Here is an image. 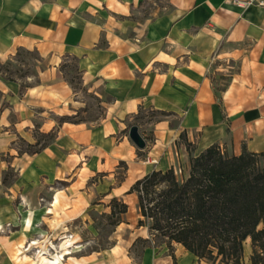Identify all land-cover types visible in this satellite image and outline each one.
I'll list each match as a JSON object with an SVG mask.
<instances>
[{"label":"crops","instance_id":"crops-1","mask_svg":"<svg viewBox=\"0 0 264 264\" xmlns=\"http://www.w3.org/2000/svg\"><path fill=\"white\" fill-rule=\"evenodd\" d=\"M20 50L35 54L37 74L24 89L0 74L8 96L0 108V225H12L0 236L5 264H30V236L74 233L96 206L110 213L113 198L128 205L113 245L49 264H218L180 244L171 251L148 244L137 260L133 247L150 238L151 222L131 188L155 169L190 170L188 143L196 154L212 145L228 155L264 151V7L0 0V64ZM85 93L99 99L103 114L62 120L86 113ZM133 125L144 148L130 137ZM40 135L52 139L42 144ZM9 170L15 175L7 182Z\"/></svg>","mask_w":264,"mask_h":264},{"label":"trees","instance_id":"trees-1","mask_svg":"<svg viewBox=\"0 0 264 264\" xmlns=\"http://www.w3.org/2000/svg\"><path fill=\"white\" fill-rule=\"evenodd\" d=\"M131 190L138 194L141 216L151 222L150 238L137 242L169 249L180 244L218 264H244L248 243L250 264H264V151L228 155L212 145L191 153L188 175L179 177L174 167L155 169ZM111 202L108 217L118 224L128 205Z\"/></svg>","mask_w":264,"mask_h":264},{"label":"rangeland","instance_id":"rangeland-1","mask_svg":"<svg viewBox=\"0 0 264 264\" xmlns=\"http://www.w3.org/2000/svg\"><path fill=\"white\" fill-rule=\"evenodd\" d=\"M36 56L34 53L28 52L26 50H20L15 57V61H7L3 64H0V74L4 78H7L11 81H18L21 83L22 89L24 87L33 84L36 81V71L35 61ZM71 77L73 80L79 82V74L75 65L71 66ZM88 101V105L85 109L86 113H82L79 111L77 114H73L71 116H64V118L72 119L73 121L80 120H95L99 118L103 114V108L100 105L99 99L93 94H84V97ZM8 104V96L3 97L2 93H0V108L4 105ZM153 116V114H151ZM63 118V117H62ZM52 139L51 136L40 135L39 141L42 144L48 143ZM23 145V144H22ZM192 143H188V150L192 154H196L195 145ZM29 151L35 150L36 148H30L29 146L23 145ZM182 172L178 171V176H186L189 173L187 167H183ZM120 171H123L121 169ZM15 173L12 170H9L8 174H6L7 182L12 181ZM113 205L112 202H110ZM106 205L96 206L95 209L91 212L90 217L86 220V222H82L81 225L77 229L74 230L73 237L70 238V233H62V234H54V235H32L37 237H32L27 240V246L29 243H36L35 248L25 247L24 251L32 258V262L30 264H40L38 263V256L45 255L47 260L44 261L43 264H49L51 261L58 259L59 261H63L61 259V254L58 256L54 255L57 253L60 245V241L63 238L64 240H68L65 242V245L70 248L71 253L65 255L64 258H67L69 255L74 254H88L96 251H101L105 248H109L113 245L115 241V234L113 231L116 227L115 218L108 217L109 213H107ZM12 225L11 223H5L0 225V236L6 232L11 231ZM2 238L0 237V241ZM147 243L137 242L133 247V252L135 258L137 260L140 259L142 252L147 246ZM246 252L244 253V264H250L249 262V251L250 246L246 243ZM172 249H170L171 251ZM0 264H5L4 258H1L0 255Z\"/></svg>","mask_w":264,"mask_h":264},{"label":"bare ground","instance_id":"bare-ground-1","mask_svg":"<svg viewBox=\"0 0 264 264\" xmlns=\"http://www.w3.org/2000/svg\"><path fill=\"white\" fill-rule=\"evenodd\" d=\"M66 241H68V240H64L63 238L61 239L60 245L57 246V248H59V250L57 251L56 254H54V255H56L58 257L61 254V256H62L61 259H65L64 258L65 255L71 253L70 248L65 245V242ZM45 260H47V258L45 257V255H39L38 256V263L43 264Z\"/></svg>","mask_w":264,"mask_h":264},{"label":"water","instance_id":"water-1","mask_svg":"<svg viewBox=\"0 0 264 264\" xmlns=\"http://www.w3.org/2000/svg\"><path fill=\"white\" fill-rule=\"evenodd\" d=\"M130 137L139 148L145 147V141L139 133V128L137 125H133L130 128Z\"/></svg>","mask_w":264,"mask_h":264},{"label":"built area","instance_id":"built-area-1","mask_svg":"<svg viewBox=\"0 0 264 264\" xmlns=\"http://www.w3.org/2000/svg\"><path fill=\"white\" fill-rule=\"evenodd\" d=\"M233 2L237 5H244V6H247V5H258V6H262L264 7V0H233ZM221 151L222 153H224V149L221 148ZM73 237V234L71 233L70 234V238Z\"/></svg>","mask_w":264,"mask_h":264}]
</instances>
